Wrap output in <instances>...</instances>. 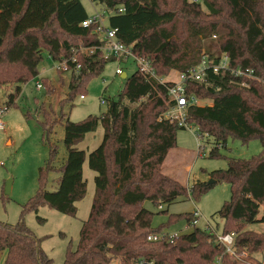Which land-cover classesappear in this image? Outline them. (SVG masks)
<instances>
[{
	"label": "trees",
	"instance_id": "1",
	"mask_svg": "<svg viewBox=\"0 0 264 264\" xmlns=\"http://www.w3.org/2000/svg\"><path fill=\"white\" fill-rule=\"evenodd\" d=\"M91 2L101 6L108 16L107 28L117 30V39L135 56L150 61L155 76L137 70L126 78L106 112L79 122L65 120L63 113L59 119H49L41 105L44 138L64 123L68 154L57 169L58 150L52 146L39 172L38 191L22 207L18 223L0 222V260L1 253H7L2 264H53L41 249V239L25 225L24 216L38 213L43 206L76 215V203L87 193L86 159L95 173L96 193L77 247L67 250L63 264H111L117 259L123 264H236L217 243V232L193 224L192 213L162 210L182 197L200 199L222 182L230 184L231 198L217 212L223 220L221 234L234 235L236 255H264V232L249 229L264 223V0ZM88 18L81 0H0V89L8 94L9 108L17 107L22 85L31 81L41 82L46 96L53 93L52 81L39 72L44 54L55 61H70L72 70L76 65L72 57L80 65L78 72H71L62 107H72L78 94L84 96L88 82L116 61L104 57L105 41L97 24L82 26ZM203 57L208 60L204 75L187 81L186 94L188 99H208L212 104H190L188 125L197 128L199 137L213 138L216 146L210 158L220 157L219 147L229 138L242 144L260 140L262 151L249 160L228 158L226 170L211 174L214 183L188 188L163 172L168 153L177 147L178 131L185 129L161 119L173 105L168 95L172 82L161 79L172 71L189 72ZM223 58L227 60L224 68ZM98 126L103 128L102 140L87 156L77 146ZM51 172L59 174L52 191L48 189ZM146 202L161 210L166 221L155 226L156 213L144 207ZM183 220L193 229L170 239L165 230ZM163 233L157 241L148 240Z\"/></svg>",
	"mask_w": 264,
	"mask_h": 264
},
{
	"label": "rangeland",
	"instance_id": "2",
	"mask_svg": "<svg viewBox=\"0 0 264 264\" xmlns=\"http://www.w3.org/2000/svg\"><path fill=\"white\" fill-rule=\"evenodd\" d=\"M90 18L97 13L102 14L101 6L95 5L91 0H81ZM108 16L104 13V25L107 27ZM55 61L44 54V60L39 66L41 77L48 78L54 85V91L50 96L44 94L43 86L37 87V81H31L22 85V92L17 100V107H10L3 113L2 121L4 130H0V222L15 226L21 218L22 207L37 193L39 188V172L49 159L50 148L56 146L58 155L54 167L61 168L67 158V149L63 143L64 123H58L53 132L44 138V130L40 125L45 119L41 105L49 119H59L61 114L65 120L79 122L88 116H99L106 112L108 103L117 100L126 78L138 70V65L133 58L109 62L101 76L93 78L88 82L84 91V99L78 94L73 106L66 104L64 107L60 102L69 92L71 73H59L54 66ZM121 68L122 74H116V69ZM125 75V76H123ZM63 78V82L60 78ZM179 73L172 71L162 81H177ZM42 85V83H41ZM8 94L6 90L0 89V106L7 104ZM102 101H105L104 103ZM212 104L211 100L197 101V105L204 106ZM43 110V112H44ZM29 116H26V115ZM103 128L98 126L93 133L87 134L85 139L78 144V148L84 150L86 155L94 150L102 140ZM196 127L191 130H179L177 133V147L172 149L163 164V172L181 184L191 188L197 183H207L213 180L211 174L214 171L226 170L228 158L249 160L262 151L260 140H253L242 144L239 140L229 138L225 145L219 147L220 157L210 158V151L216 146L213 138L199 137ZM201 146V147H199ZM59 177L57 172L49 175L48 189L56 188L54 180ZM95 173L90 170L88 160L84 164V179L87 183L85 197L76 203L77 213L74 216L64 215L56 210L43 206L38 213H30L24 216L25 225L39 239L41 249L53 259V264H63L67 250L76 249L80 230L83 223L88 219L95 197ZM10 186V192L6 194V185ZM231 198V186L228 183H217L213 185L200 199L179 198L171 205H165L162 210L168 214H194L200 212L201 219L197 227L205 229L206 222L217 234L223 230V220L217 215L226 201ZM144 207L156 213L153 224L155 226L165 222L167 216L159 213L161 210L155 208L150 202ZM38 217L44 219L43 222ZM193 229L186 222L180 221L170 225L165 230L170 235L189 232ZM249 229L264 232V223L249 225ZM6 252L1 253L0 264L6 257ZM236 264H264V255H255V258L237 254L233 256ZM111 264H123L121 259Z\"/></svg>",
	"mask_w": 264,
	"mask_h": 264
},
{
	"label": "built area",
	"instance_id": "3",
	"mask_svg": "<svg viewBox=\"0 0 264 264\" xmlns=\"http://www.w3.org/2000/svg\"><path fill=\"white\" fill-rule=\"evenodd\" d=\"M194 2H198L199 0H192ZM122 11V10H120ZM104 13L100 14L97 13L94 18H88L82 23V26L88 27L93 23L97 24V31L101 38L105 41L104 46L102 47V52L104 57L110 58L115 57L116 60H126L129 58H133L137 65L138 70L142 73L155 76V71L151 66V63L148 59L141 58L135 56L131 49L121 43L116 37V29H109L104 25ZM52 58L51 56H49ZM55 61V60H54ZM70 61L62 60V61H55V68L61 72H69L72 71L78 72L80 69V65L77 63L75 57L71 58V63L76 64L74 70H72L69 66ZM208 60L206 57H203L201 64L193 69L189 70L187 73H179V79L177 81H171L172 85L168 88V95L170 96L171 100L173 101V105L169 107L164 113L161 115V119L167 120L170 124H177L179 127L184 128L185 130H191L192 126L188 125L187 123V108L190 104L196 103L197 100L194 97L188 99L186 94V83L188 80H199L204 75V72L207 68ZM227 66V60L223 58L221 63V67L224 68ZM252 72V71H250ZM122 69L117 68L116 74H122ZM37 87L41 88V82L37 81ZM81 99H84V96H80ZM103 103L105 101H102ZM9 107L6 105L4 107L0 106V130H4L5 126L2 119L3 113L7 111ZM201 147V146H199ZM193 216L196 218L193 224L197 225L199 219H201V215L199 211H196ZM205 229L215 232L214 229L206 222ZM166 233L163 234H153L148 237L149 241H157L163 238ZM177 236V234L170 235V239ZM217 243L223 245L226 249V252L229 253L231 256H236L233 248L234 243V235L233 234H217ZM221 264V262H218ZM147 264H154V262H149Z\"/></svg>",
	"mask_w": 264,
	"mask_h": 264
},
{
	"label": "water",
	"instance_id": "4",
	"mask_svg": "<svg viewBox=\"0 0 264 264\" xmlns=\"http://www.w3.org/2000/svg\"><path fill=\"white\" fill-rule=\"evenodd\" d=\"M123 76H125V75H123ZM214 182H215V180H212V181L210 182V184H211V183H214ZM9 192H10V186H9V184L7 183V185H6V194L8 195Z\"/></svg>",
	"mask_w": 264,
	"mask_h": 264
},
{
	"label": "crops",
	"instance_id": "5",
	"mask_svg": "<svg viewBox=\"0 0 264 264\" xmlns=\"http://www.w3.org/2000/svg\"><path fill=\"white\" fill-rule=\"evenodd\" d=\"M262 225V224H261Z\"/></svg>",
	"mask_w": 264,
	"mask_h": 264
}]
</instances>
